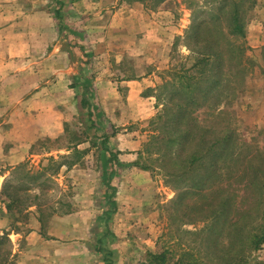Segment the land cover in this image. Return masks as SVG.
<instances>
[{
  "label": "rangeland",
  "instance_id": "obj_1",
  "mask_svg": "<svg viewBox=\"0 0 264 264\" xmlns=\"http://www.w3.org/2000/svg\"><path fill=\"white\" fill-rule=\"evenodd\" d=\"M112 1L111 4L115 3L117 7L123 2ZM211 2L217 3L210 6L204 0H195L196 5L190 7L187 0H145L144 18L156 19L160 25L159 28L150 26L147 42L138 47L139 43L134 44L133 34L129 33L132 26L124 27L123 33L105 35L104 39L97 34L88 39L87 35L77 38L69 34V41L74 43L71 49L76 50L70 63L74 70L75 67H92L100 69L101 76L111 79L146 78L154 87L147 89L148 92L143 90L144 95L152 98L149 118L124 127L112 124L105 114H100L95 92H89L94 99L88 98L87 102L97 108L99 115L95 116L93 128L82 127L80 131L90 147L94 146L96 150L103 148L100 139L104 135L109 136L105 147L115 148L134 142L141 150L140 162L149 169L147 178L133 175L125 177L128 179L125 182L119 179L113 184L120 198L127 203L132 199V210H116L110 220L100 216L99 233H105L106 227L111 225L118 230L119 240L126 238L132 244L121 251L116 250L120 254L114 259L115 264H148L149 256L164 252L169 264L177 261L183 264H264V242L257 249L251 244L263 239L264 234V34L256 43L246 39V27L254 15L253 10L242 12L243 37H232L227 32V24H222L225 37L219 42L229 41L235 50L221 48L223 61L220 58L213 60L215 64L217 62L216 66H222L220 86L209 93L206 104L197 98L196 104L188 107L189 119H177L182 115L178 105L183 103L173 93L186 81L183 78L186 69L183 70L181 65L186 64L188 69L201 56L186 47L188 44L194 46L187 40L189 28L193 20L204 22L217 13L220 0ZM208 6L211 12L198 9ZM52 10L56 11L55 8ZM225 10L230 13L229 7ZM63 37L62 33L54 49L58 45L64 48ZM76 45H83L82 54ZM201 47H197L198 51ZM140 52L143 56H137ZM89 54L92 57L87 56ZM193 76L195 80L199 78V75ZM199 81L200 78L196 82ZM113 96L114 93L108 94L109 98ZM118 96L113 103L120 102ZM89 111L92 112L83 109L80 116L77 115L81 121L84 119L86 127L90 125L85 121ZM195 128L205 131L208 147L215 143L213 141L222 140L212 156L204 153L207 157L192 166V159L206 149L204 146L198 152L195 141L187 140L185 135ZM171 141H178L182 146H169ZM57 147L52 145L50 148ZM85 147H88L86 143ZM97 157V153H88L81 160L85 168H80L81 162L75 169L66 170L60 166L65 163L60 156L47 161L46 158L41 161L40 157L28 156L29 160L24 164L31 171H37L39 166L38 173L44 175L46 167L42 166L48 167L51 163L64 169L58 167L55 172L47 171L51 178L47 177L42 187L24 185L22 179L28 170H17V187L5 188L3 194L7 197L15 195L21 200L39 197L35 202L47 213L51 209L63 212L64 205L72 206L74 210H89L88 215L92 218L88 225L93 227L95 217L100 215L98 207L106 203L104 211L109 214L113 207L107 199L110 203L114 199L113 190L106 189L101 183L102 170L96 167L99 166ZM210 165H214L216 174L206 175L205 169ZM213 191L217 193L215 196L211 195ZM226 198L230 200L221 209ZM11 202L12 209H22L32 200L23 202L21 207H16L15 201ZM90 242L96 243L95 238Z\"/></svg>",
  "mask_w": 264,
  "mask_h": 264
},
{
  "label": "crops",
  "instance_id": "obj_2",
  "mask_svg": "<svg viewBox=\"0 0 264 264\" xmlns=\"http://www.w3.org/2000/svg\"><path fill=\"white\" fill-rule=\"evenodd\" d=\"M122 1L117 7L111 4L112 0H0V242L4 250L2 258L6 257L3 264H115L120 251L132 245L126 238L119 240L118 230L111 225L106 227L105 233H99L98 227L101 217L110 220L116 210H132V199L127 203L120 198L113 184L119 179L125 182L128 180L125 177L133 175L147 178L148 170L140 162L141 150L134 142L115 148L104 145L99 150L90 147L80 132L82 127L86 128L84 119L81 121L77 115L80 116L83 109L92 110L88 113L94 125L99 112L87 102L88 98L94 99V95L89 94L94 91L98 111L112 124L124 127L145 120L150 116L149 105L153 103H149L152 98L144 95L143 90L148 92L153 86L146 78L111 79L101 76L100 69L75 67L74 70L70 66L76 50L71 49L74 43L69 41V34L77 38L87 35V39L97 34L104 39L105 35L118 34L124 27L132 26L129 33L133 34L134 44L139 43L138 47L147 42L150 26L159 28L158 20L144 18V2ZM252 1L248 11L253 10L254 15L247 23L246 39L256 43L264 34V0ZM56 12L60 20L56 19ZM59 24L63 27L61 33ZM62 33L64 48L58 45L54 49ZM82 46L76 45L81 54ZM111 93L114 96L109 98ZM118 94L122 96H118L120 102L113 103ZM84 100L86 108L81 106ZM104 136L108 138L107 144L109 136ZM52 145L58 147L52 149ZM53 152L63 155L53 156ZM88 153H97L99 166L96 167L102 170L101 183L105 188L108 183L114 190V211L106 213V203L98 207L100 215L95 217L94 230L88 225L92 218L89 210H74L69 206L64 214L55 209L47 213L35 202L39 197H25V201L32 202L23 210L11 208L10 198L4 196L3 190L17 187V170H28L22 179L27 186L42 187L47 177L51 178L47 174L51 168L48 170L47 165L42 166L46 167L44 175L38 173L39 163L37 171H31L24 164L28 156L40 157L41 161L60 156L71 163L62 166L71 170L81 162L79 167L85 168L81 160ZM93 238L96 243L90 242ZM117 249L120 251L116 252Z\"/></svg>",
  "mask_w": 264,
  "mask_h": 264
},
{
  "label": "trees",
  "instance_id": "obj_3",
  "mask_svg": "<svg viewBox=\"0 0 264 264\" xmlns=\"http://www.w3.org/2000/svg\"><path fill=\"white\" fill-rule=\"evenodd\" d=\"M125 1L130 2L132 0H125ZM136 1L142 3L145 0H136ZM159 1L162 2L164 0H159ZM204 1H206L205 3L206 5L210 4V6L211 4L217 3V2L209 3V1L211 0H204ZM187 2L189 5H192L190 7H194L196 5L195 0H187ZM252 2H253L252 0H220L219 5L215 10L217 11L215 15H210V17L207 18L204 22L202 21L195 22V20L192 21L190 28H189V34L187 35V40L190 43H193L194 46L192 47L188 44L186 47H189L191 53L196 52L201 56L195 59V62H192L190 64V67H188V69H187L186 64L181 65L183 70L186 69L184 70L185 74L183 76L184 80L186 81L184 83L185 85L179 91L177 92L174 91L173 93L174 97L178 98L184 104V106L183 104L178 105L179 106L178 111L181 112L182 115L177 117V119H179L180 117H183L184 119H189V115H190L189 108H191L192 105L196 104L195 101L196 102L198 101L197 98L202 99L203 103L206 104L209 96L211 95L209 93L213 89L220 86V81L222 78V72H221L222 66H216L217 62L215 64L213 60L220 58L219 60H221V62L223 61L222 60L223 56L219 52L221 51V48L227 51L235 50L233 45L230 44L229 41H225L223 44L219 42V41H222V39H224L225 37L223 34L224 31H222V28H221L223 26L222 24L224 23L227 24L228 26L227 32L232 37H237V36L243 37L244 36L243 27L245 24L243 23L244 14H242V12H245L248 9H250L252 7ZM210 6H208L207 8L198 7V9L199 8L206 9L207 12H211L209 11ZM228 7L230 8L229 14H227L225 10V8L228 10ZM58 14L59 13L56 12V19L60 20V17ZM58 26H59L58 32L61 33L63 27L61 24H59ZM199 43H201V45H197ZM199 46H202L201 51H198L197 49V47ZM193 74L199 75V78H200L199 82H196L199 78L195 80V77L193 76ZM197 93H200V96H198L199 94ZM81 106L82 108H86L87 106L86 100L82 101ZM90 118H91V114L87 113L85 121L87 120V122H89L90 125L87 126L86 129L93 128V124L91 123ZM196 128L194 130H191V132L185 136L187 140L190 141L191 143L192 141H195V146L198 152L200 148L204 146H206V149L202 151L203 153H198L200 156L195 157V159L194 158L192 159V162H191L192 166L194 162L196 161L198 163L202 162L207 157V156L204 157V153L205 154L207 153L212 156L214 154L217 144L222 140V139H217L216 141H213L215 142L214 144H210L208 147L207 142L205 140V135H206L205 131L200 130V129L197 130ZM107 139L108 138L105 136L102 137V140H101L102 146L106 144ZM169 146H182V144L178 141H171V143H169ZM224 156H227V154ZM111 159L117 163V160L115 157L112 156ZM64 164H67V166H69L71 163L65 162ZM64 164H61L60 166ZM60 166L59 165L54 166V163H51V165L48 166L47 168L49 170V167H50L51 168L50 171L55 172L58 170V167ZM210 166H209V169H205L206 175L209 173L216 174L217 170L213 171L214 165H210ZM145 170H149V169L145 167ZM253 185L255 186V184ZM106 188L111 189L108 183H106ZM113 193H114V190L112 191V195ZM216 194H217L216 191H213L211 195L215 196ZM8 198H10V203H12L11 201H15L16 207H21L20 205L23 202H25V200L15 198V195H12V196L9 195ZM228 200H230V198H226L225 201L221 204L222 206L221 209H223L226 206L225 202ZM107 202L109 204H113L112 202L110 203L108 199H107ZM64 207L66 209L69 206L64 205ZM113 211L114 210L112 208L111 212ZM66 212L68 211H64L63 214ZM234 224L235 223H232V226H234ZM262 242H264V234H263V239H261L260 241L255 240L251 243L253 246V249L259 248ZM1 244L2 242H0V264H3L6 261L5 260L6 257L4 259L2 258L4 255L1 253V251H4V250L2 249ZM100 244L101 242H98V245ZM165 255H166L165 252L158 254V255L156 254L154 256L153 255L149 256L148 254L149 256V260H147L148 264H169L168 259L166 258ZM176 264H183V262L177 261Z\"/></svg>",
  "mask_w": 264,
  "mask_h": 264
}]
</instances>
